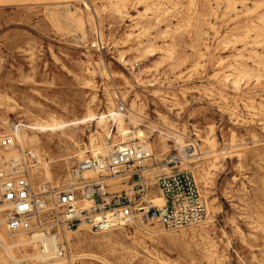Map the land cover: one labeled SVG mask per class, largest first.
Masks as SVG:
<instances>
[{
    "label": "rangeland",
    "instance_id": "rangeland-1",
    "mask_svg": "<svg viewBox=\"0 0 264 264\" xmlns=\"http://www.w3.org/2000/svg\"><path fill=\"white\" fill-rule=\"evenodd\" d=\"M85 1L88 9L78 0L0 3V123L6 122L0 134L11 133L20 121L69 120L88 108L107 113L110 98L112 108L124 114V133L144 130L155 156L163 152L159 131L170 144L166 124L184 131L180 139H194L202 151L211 147L201 139H214L213 153L199 151L183 165L194 176L197 162L204 170L217 162L209 169L208 187L197 183L211 223L178 231L151 221L107 232L81 225L88 236L65 240L64 262L70 257L72 264H264V0ZM146 6L149 16L160 18L149 29L137 17ZM149 41L153 55L146 53ZM87 79L93 88L83 85ZM107 118L108 142L121 140L116 122ZM96 129L89 122L74 130L86 156ZM40 137L45 151L36 167L51 165L50 178L41 180L60 179L78 158L64 163L59 157L78 147L59 134ZM116 184V191L127 187L120 176ZM0 219L6 237L17 234L3 228L1 209ZM0 259L15 264L1 246Z\"/></svg>",
    "mask_w": 264,
    "mask_h": 264
},
{
    "label": "built area",
    "instance_id": "built-area-1",
    "mask_svg": "<svg viewBox=\"0 0 264 264\" xmlns=\"http://www.w3.org/2000/svg\"><path fill=\"white\" fill-rule=\"evenodd\" d=\"M96 142V139L94 138ZM106 141H109L107 138ZM169 137L170 149L155 156L144 144H113L89 154L60 179L34 180L37 157L17 147L14 134H0V209L7 232L40 233L54 241L47 246L34 240L40 259L48 263L67 258L65 231L80 224L107 232L133 221L157 222L168 231L200 225L207 216L206 202L193 171L183 167L199 153L191 138ZM91 172L92 175L86 174ZM126 179L127 187L111 190V180ZM161 198L155 204V197Z\"/></svg>",
    "mask_w": 264,
    "mask_h": 264
},
{
    "label": "bare ground",
    "instance_id": "bare-ground-1",
    "mask_svg": "<svg viewBox=\"0 0 264 264\" xmlns=\"http://www.w3.org/2000/svg\"><path fill=\"white\" fill-rule=\"evenodd\" d=\"M5 1H7V0H0V3L5 2ZM78 1H81V4L83 5V8H87L88 9L90 7V4L87 3L85 0H78ZM141 2L142 1L139 0L137 3H141ZM149 10H151V8L149 6H146L145 9L143 10V12L138 14V16H137V17H139V20L143 18L142 21L144 20V25H145L146 29H149V27L153 25V23H154L153 19L157 18L156 19L157 21H158V19H160L158 17L159 15L155 14V13L153 15L149 16V12H148ZM118 11L122 12L120 9ZM139 20L135 21L136 23L134 24V26H137L140 23ZM127 35L129 37L131 35V33H127ZM140 44H141V42L137 43L136 44L137 45L136 48H139ZM145 49H146V53L148 55H153L154 54V50L155 49H154V46L152 44V41L148 42V45H146ZM119 57L123 58V52L119 53ZM89 71H91V70H89ZM104 73L107 74L106 71H104ZM227 77L228 76L225 75V78H227ZM238 81H239L238 78H236L232 82H233V84L237 85ZM83 85L87 86V87H91V88L94 87V84L90 81V79H87V81L83 82ZM117 96L121 100H124L123 97H120L119 95H117ZM114 98H115V96H114ZM108 102L110 103V107L107 108V113H104V112L96 113V112H94V111H92V110H90L88 108L87 112L82 117H78V118L76 117V118H72V119H69V120H58L56 117H52L50 120H43V121L35 120L34 122H29V123H24V122L20 121L18 124L16 123L17 125L13 126L14 130L11 131V133L14 134L15 141L18 144V148L17 147L9 148V149L6 150V153H8V154H16L18 152V150H25V147L29 146L30 149H28V148H26V149L30 150L38 159V157H40L39 152L42 151L44 153V151H45L44 147L42 145V140H41L40 134H42L44 136H47V135H50V134H59L60 137H61V139H59V140H62L64 142H71L76 147H78L74 151L75 153L71 152L70 150H67V152L64 153L63 156L59 157V161H64V163H66V162H68V160L70 158H72L74 156H77L78 159L84 158L86 156L85 152H87L88 150L85 151L83 149L84 147L81 148L80 146H78V144L76 142V139H77L78 135H77V133L74 130L78 129L79 127H81V126H83L85 124H88L89 122H95L96 125L100 128V130L96 129L94 131V133H92L90 135L91 137H90L89 142L90 141L91 142H90L89 146L91 147V149H89V150L92 151V152L97 151V150L102 151L103 148L105 149L106 147H108V145L106 143H109V142L106 141V139H105V141L102 139V135H101L102 133L101 132H103V134L105 135V138H109L111 136L109 127L107 125V121H108L107 117H109V116H111V119H113L114 122H116V125H117V131L116 132L122 138L121 140H119L117 142H115V141L112 142L113 144H118V145H123V144H144V145H146L148 147L149 146L152 147V149H153L152 144L147 142V140H146V135H145L144 130H140L139 132H137L135 130H133V131L131 130L127 134L124 133V131H123V129L125 127V125H124V122H125L124 121V114H122L120 111H118L119 108H117V109H113L112 108L113 104H112V101L110 100V98H109ZM135 106H136V104H135ZM131 108L132 107H129V110H132ZM121 109H122V107H121ZM134 114H137V115L140 116V114L137 113V112L134 113ZM130 118H131V121H133V122L138 120V119H136V117H130ZM5 123L6 122H3V124L0 123V126L4 125ZM163 125L168 130H170L172 132V134L176 137L177 141L181 140L180 136H178V135H184L185 134L184 131H179L174 126H170V125H166V124H163ZM135 126L136 125L133 124V127H135ZM210 129L212 130V128H210ZM161 131H159L160 134H159V137H158L159 138L158 139V143L160 144V150H162L164 152V151L169 150L167 148H168V145H170V144H167L166 139L162 135L163 132H161ZM93 134H96V135L92 136ZM126 136L128 137L127 139L125 138ZM94 138L96 139V142L94 141ZM135 138L140 140L141 142L133 141ZM129 141H133V142L128 143ZM201 141L204 142L205 146L211 147V149L202 151L198 147V149L200 151V152L199 151L198 152L200 154H207V155H208L209 152L213 153V151H214V148H213L214 139H212V138L207 136V137L202 138ZM39 161H38V163H39ZM216 162H217L216 160L213 161V162H210L207 165L209 167V169H213L214 167H216ZM192 168L194 170L196 169V176H195L196 182L200 183L203 188H207L208 187V183H209V179L208 178L210 177V170L209 169L204 170L202 168V165L199 164L198 162ZM86 174L92 175L91 172H86ZM31 175L34 178V180H41L42 178L49 179L50 176H51V165L49 164L48 161H45V162H43L42 165H39L37 167L32 168L31 169ZM116 181H117V179L110 181V183L112 184L111 187H110L111 190H116L118 188V185L116 184ZM154 203L155 204H160L161 203V198L159 196L155 197ZM209 214L210 213L208 212L207 216H206V220H204L201 224L205 223V225H207V224L212 222L211 221V216ZM0 224H2V219H0ZM81 225L82 224H80L76 229L67 231L66 234H65V240H67L70 243L72 235H79V234L80 235L83 234L84 235L83 237L87 238L88 235L86 236V233L80 232L81 230L85 229L83 226L81 227ZM20 232H22V231L15 232L17 234L10 235V236L6 237L4 232H3V230L2 229L0 230V246H1L2 250H3V253L5 255L9 256L15 262V264H20L21 260L28 261V264H37V263H32L34 260L38 262L39 259H40V255H39V253H38V251H37V249H36V247L34 246V243H33L34 240H36V239L37 240H41L47 246H54L55 245L53 240L45 238L40 233H34L32 235H28L29 238H27L26 235H24V234H26L25 232H22L24 234H22ZM91 241L95 242V243L99 242V240H95L93 238H92ZM29 245L33 247V251L32 252H28L27 251V247ZM17 252H18V254H20L19 257H17V255H16ZM73 256H76V254H74ZM78 256H84V254H80ZM63 259L65 260V258L56 259V260L50 261V262L45 263V264H66V262H64ZM71 259L72 258H70V257H69V259H67V260H69V262H68L69 264H72ZM3 262L4 261L2 259H0V263L4 264ZM160 262H161V260H160Z\"/></svg>",
    "mask_w": 264,
    "mask_h": 264
}]
</instances>
